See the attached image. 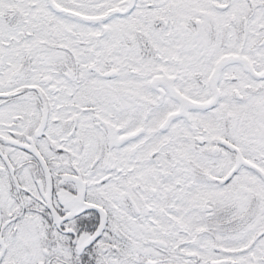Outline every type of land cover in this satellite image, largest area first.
Returning a JSON list of instances; mask_svg holds the SVG:
<instances>
[{
  "label": "snow or ice",
  "instance_id": "snow-or-ice-1",
  "mask_svg": "<svg viewBox=\"0 0 264 264\" xmlns=\"http://www.w3.org/2000/svg\"><path fill=\"white\" fill-rule=\"evenodd\" d=\"M0 264H264V0H0Z\"/></svg>",
  "mask_w": 264,
  "mask_h": 264
}]
</instances>
